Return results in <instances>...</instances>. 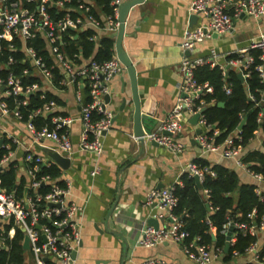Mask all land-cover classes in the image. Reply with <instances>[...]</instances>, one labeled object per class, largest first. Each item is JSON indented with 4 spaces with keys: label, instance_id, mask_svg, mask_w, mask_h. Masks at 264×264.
<instances>
[{
    "label": "built area",
    "instance_id": "obj_1",
    "mask_svg": "<svg viewBox=\"0 0 264 264\" xmlns=\"http://www.w3.org/2000/svg\"><path fill=\"white\" fill-rule=\"evenodd\" d=\"M125 0H112L110 6L112 13L99 19L93 14L94 3L89 0H0V53L4 50V43H8L12 50L18 49L17 44H22L21 51L24 57L22 63H31L35 69L33 76L38 77L44 84V88L54 86V70L60 68L64 75L60 84L65 88L76 86L78 90L88 88V99L82 107L81 121L83 123L80 148L101 154L103 151L102 137L112 125L113 113L107 108L106 96L110 94L112 79L122 74L126 68L115 54L105 62L96 60L80 61V55L73 59H67L62 51L64 46V34L73 31L76 34L94 30L91 41L98 42L102 36H111L120 30V11ZM192 14H200L206 18V23L196 27H188L183 35L180 45L182 59L180 71L183 83L180 96L161 122L159 128L144 136L146 143H157L168 149L173 154H181L185 150V144L179 139L183 131L186 116L193 118L199 114L197 126L201 133L196 136V141L202 153H219L222 157L234 160L236 165L244 169L256 183V193L261 200L264 199V175L256 173L244 161L247 150L241 145V130L234 133L222 144H217L215 137L220 134L210 124L205 116L206 103L202 99L207 93L213 91L208 83L201 84L196 78V70L201 67H219L225 77L230 68L243 75L244 80L251 74L254 57L251 51L261 52L260 60L264 63V33L252 40L249 47L234 52L237 58L227 60L222 64L216 55L205 58L195 56V50L199 44L210 39L214 34L226 35L232 32L234 21L242 16L255 20L264 17V0H194L190 6ZM41 35L47 41L48 49L54 60L48 64L44 57L33 46V41ZM116 40V38H114ZM190 52V55L187 53ZM13 56L8 58L6 65L0 66V122L12 117L23 121L21 107L30 104L29 96L41 91L38 83L25 85L22 78L16 75L12 67L18 63ZM264 84V64L256 67ZM6 72V74H5ZM28 74V70H25ZM227 94H231L232 88L225 84ZM263 99L257 100L250 94V101L256 107L264 109V90L261 91ZM45 99V94H42ZM57 104L54 100L46 103L29 114L25 128L34 143H42L46 140L54 142L56 149L62 156L71 158L73 145L67 128L74 122L73 118L60 117L57 113ZM53 114L51 129L48 124L38 128L35 119L46 114ZM264 110L260 112L258 122H262ZM259 131L256 132L258 134ZM1 146L4 154L0 156V174L8 166L16 167L13 160L15 152L13 145L18 141L11 134H0ZM264 153V147H261ZM26 163H33L28 168L27 175L30 184L26 188L27 193L19 196L3 186V178L0 176V224L12 223L9 232H1L0 249L7 248V240L11 239L15 229H21L25 237L29 238V250L35 256V264H74V253L81 244L80 224L76 216L81 211L78 204L72 200V183L68 179L57 181L50 176L38 177L41 165L50 166L51 161L27 150ZM16 170V168H15ZM186 172L190 177L198 176L201 183L207 174L215 176L210 168H199L195 162L190 163ZM178 184H182L181 182ZM176 185V184H175ZM175 185L161 190H151L146 198L147 206H156L160 211V217L170 220V227L146 226L142 230L139 245L145 248L156 246L170 241L180 243L185 255L196 264H213L224 251L222 248L199 244L200 238L187 243L190 233L184 229V222L176 215L178 197L175 194ZM43 186L49 190L41 192ZM255 218V213L250 216ZM231 225L236 232L257 237L246 253L253 255L254 263L264 264L262 251L264 248V217L260 224H248L245 222L233 223L224 226L227 235ZM38 226H41L38 228ZM232 243V240L230 242ZM235 253L234 256H238ZM140 264H169L162 259H151Z\"/></svg>",
    "mask_w": 264,
    "mask_h": 264
},
{
    "label": "crops",
    "instance_id": "obj_2",
    "mask_svg": "<svg viewBox=\"0 0 264 264\" xmlns=\"http://www.w3.org/2000/svg\"><path fill=\"white\" fill-rule=\"evenodd\" d=\"M193 1L145 0L135 6L127 18L123 45L130 56H135L134 63L138 64L142 112L148 116L147 120H142V124L147 133L159 128L180 96L183 83L180 45L185 30L206 23L204 16L190 12ZM193 15L197 18L191 21ZM262 33L264 17L255 20L242 16L234 21L231 33L205 40L197 46L194 54L205 58L216 55L222 64H226L232 53L248 48L251 41ZM123 84L127 97L126 113H129L133 111L134 105L126 70L112 79L110 94H117ZM47 90H52L60 101H55L58 108L54 116L74 119L67 128L73 145L71 167L64 170L59 166L62 176L56 179L71 181L72 200L81 209L76 216L80 224L81 244L76 250L74 264H140L151 259H162L169 264H196L188 259L180 243L167 241L155 248L139 245L143 228L150 226V218L157 219L161 228L171 225L170 220L160 217L156 206L146 205L148 193L180 183L181 177L187 173V166L199 159L207 160L212 166L230 167L238 172L242 183L256 185L254 179L238 167L234 160L226 159L219 153H202L196 141L197 130L200 128L191 122L189 116H186L183 131L179 135L186 146L181 154H173L151 143H146L143 148L135 137L133 120H123L122 114L119 116L120 100L112 101L107 106L113 113V119L111 127L102 137V153L84 151L80 148L83 132L81 117L88 93L75 86H50ZM4 132L18 141L13 145V162L17 174L26 177L28 187L30 178L25 160L27 150L53 163L50 155L58 153L56 146L50 140L34 143L26 131L24 121L12 117L0 122V134ZM262 143L263 138L258 133L250 148L258 150ZM213 237L215 240V231ZM231 240L235 242V235ZM253 257L245 253L233 256L231 261L226 262L222 255L213 264L252 263Z\"/></svg>",
    "mask_w": 264,
    "mask_h": 264
},
{
    "label": "trees",
    "instance_id": "obj_3",
    "mask_svg": "<svg viewBox=\"0 0 264 264\" xmlns=\"http://www.w3.org/2000/svg\"><path fill=\"white\" fill-rule=\"evenodd\" d=\"M89 1L94 3L93 14L99 19L112 13L110 6L112 0ZM94 34L95 31L91 29L81 34H76L71 30L66 32L64 34V46L62 47L65 57L71 60L76 54H79V62L88 60L105 62L110 60L115 54V39L111 36H102L98 42L91 41L90 38ZM14 44H17L20 51L12 50L9 48L8 43H4V50L0 53V66L6 65L10 56L15 57L19 62L12 67L14 73L22 78L25 85L38 83L42 88L41 91L29 96L30 104L28 106L21 107L23 121L25 122L28 120L29 114L42 108L49 101L54 100L58 103L60 101L52 90L44 88L43 82L38 77L33 76L35 72L33 65L29 62H21L24 57L21 51L22 44L16 41ZM33 46L48 64L54 63L47 41L41 35L33 41ZM251 55L255 61L251 68V74L246 80H241L239 73L232 68L229 69L225 77L219 67H201L196 70L195 74L199 83H208L213 87V91L204 95L202 99L206 103L205 116L208 122L220 131V134L215 137L216 143L222 144L225 142L227 138L240 130V125L245 121L241 129V145L247 150L244 161L247 162L251 170L264 175V153L250 148L257 131L263 138L262 147H264V118L262 122H258L259 114L264 109L256 107L250 101V94H253L257 100L263 99L261 91L264 90V84L256 67L264 63L260 60L261 52L259 50L251 51ZM235 58H237L236 55H230L228 60ZM25 70H28V74H25ZM54 76V87L63 88L60 84L64 77L62 70L56 68ZM225 84L231 86V94L226 93ZM83 89L88 93L87 87ZM42 94H45V99L41 98ZM219 103H224V106L220 107ZM51 120L52 116H42L35 119V123L38 128L48 124L53 129L54 125ZM3 154L4 151L0 148V156ZM195 163L201 169L210 168L215 176L207 174L201 188H199L193 177H190L188 173L183 175L181 177L182 184L175 185V194L179 201L176 215L184 222V229L190 233L187 243L198 237L200 238L199 244L222 248L224 251L227 243V235L223 232L224 226L230 222L260 224L264 217V199L261 200L257 195L255 184L241 182L236 170L225 165L212 166L204 159L196 160ZM33 165V163H28V168ZM0 176L3 178V186L6 189L16 192L19 196L24 195L27 188V179L25 176H19L14 167L8 166ZM42 176L59 179L62 176V170L54 162L47 167L41 165L38 177ZM48 190L49 187L47 186L41 188V192L44 193ZM205 193L206 199H204ZM253 213H255V218L251 219L250 216ZM11 228L12 223L0 224V234L2 231L9 232ZM213 231L216 232L215 240ZM235 237L236 240L230 246V250L227 253L224 251V261L226 262L231 261L235 253L245 254L249 246L257 241V237L244 235L241 232H236ZM24 239V232L16 228L13 237L7 240V248L0 249V264H25ZM262 258H264V248Z\"/></svg>",
    "mask_w": 264,
    "mask_h": 264
},
{
    "label": "water",
    "instance_id": "obj_4",
    "mask_svg": "<svg viewBox=\"0 0 264 264\" xmlns=\"http://www.w3.org/2000/svg\"><path fill=\"white\" fill-rule=\"evenodd\" d=\"M145 0H127L124 2V4L121 7V11H120V22H121V26H120V30L118 33L112 35V38H116V53L118 58L120 59V61L123 63V65L126 68V72L130 78V82H131V100L133 101V111L126 113V107H127V97L125 96V85L123 84L121 87V90L115 94L114 96L112 94H108L106 96V103L109 105L112 101L115 100H120V104H119V116L122 114V118L123 120H133V125H134V134L135 137L138 139V141L142 144L143 148L145 147V139L144 136L147 133L146 130L143 127L142 124V120H147L148 116L143 114L142 112V102H141V98H140V94H139V90H138V72H137V63H134V58L135 56H130L128 54V52H126L124 45H123V41H124V36H125V29H126V21L127 18L131 12V10L139 5L142 4ZM244 17V16H243ZM197 16L193 15L191 17V21L196 20ZM220 35L218 34H214L212 37L213 38H217ZM187 55H190V52L187 53ZM239 78L241 80H244L243 75L239 74ZM124 82V80H123ZM220 107L224 106V103H219ZM206 109H204L203 111L205 112ZM118 117V115L116 116ZM199 114L195 115L192 119L191 122L194 125H197L198 120H199ZM245 121L242 122V124L240 125L239 129L241 130L243 125H244ZM201 133V129L197 130V134ZM151 145L153 146H159L157 143H151ZM51 159L58 165L60 166L62 169L64 170H68L71 167V159L65 156H62L59 153H51ZM45 166V165H44ZM195 179V181L197 182L199 188H201V181L200 178L198 176H194L193 177ZM28 189L26 190L27 193ZM208 208L209 205H207ZM149 224L150 226H153L155 229H159L160 228V224L159 221L155 218H150L149 219ZM41 226H38V228H40ZM235 232V227L234 225H231L228 233H227V243L225 246V252L227 253L230 250V242L231 239L234 235ZM23 247L24 249L27 251L30 248L29 245V238L26 236L23 242ZM77 252L74 253V259L76 258ZM122 264H124V262H122Z\"/></svg>",
    "mask_w": 264,
    "mask_h": 264
},
{
    "label": "rangeland",
    "instance_id": "obj_5",
    "mask_svg": "<svg viewBox=\"0 0 264 264\" xmlns=\"http://www.w3.org/2000/svg\"><path fill=\"white\" fill-rule=\"evenodd\" d=\"M25 264H35V256L33 255V253L30 250H27L25 252Z\"/></svg>",
    "mask_w": 264,
    "mask_h": 264
}]
</instances>
